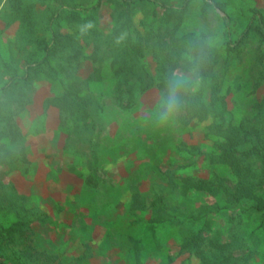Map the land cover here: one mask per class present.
<instances>
[{"label":"trees","instance_id":"1","mask_svg":"<svg viewBox=\"0 0 264 264\" xmlns=\"http://www.w3.org/2000/svg\"><path fill=\"white\" fill-rule=\"evenodd\" d=\"M53 1L57 7L45 11L50 16L45 25L49 40L43 45L42 56L0 88V167L8 173L25 175L28 171L26 147L13 116L32 102L35 89L31 78L43 73L60 87V94L47 98L44 106L55 110L56 129L64 137L63 154L76 161L69 170L82 179L81 204L85 209L95 200L99 207L117 204L123 189L130 193V201L125 215L111 224L100 248L90 244L89 234L83 235V253L66 260L34 245L33 225L45 224L47 214L28 206L24 195L0 183V264H87L94 252L104 249L133 255L143 264L140 258L147 252L145 238L170 227L179 229V247L199 264H264V251L249 245L257 231H264V97L255 101L250 113L226 126L215 152L207 157L210 166L205 176H180L178 168L182 166L175 163L161 169L169 149L193 153L183 142L175 144L177 132H170L169 126L184 128L196 118L202 106L195 94L185 98L175 122L161 126L145 114L133 119L130 132H110L114 119L137 114L138 99L144 92L154 87L161 92L172 70L188 66L185 53L199 55L203 50L206 58L200 68L201 78L213 76L217 57L212 49L177 34L178 20L195 0H180L179 4L169 0H111L110 28L106 30L99 28L104 0ZM203 1L213 6V2ZM7 2L15 15L25 12L22 0ZM150 8V19L139 17ZM254 17L255 26H248L236 43L241 44L252 29L264 40L262 19L258 14ZM223 20L226 23L228 18ZM88 24L92 27L82 31ZM224 36L221 48L236 44L228 28ZM186 39L191 42L186 43ZM85 62L92 66L87 78L79 74ZM105 69L111 72L114 83L109 98L100 101L89 86L101 82ZM144 137L155 143L148 155L158 162L155 171L161 179L147 191L142 186L144 167L120 180L109 172L117 160L126 162L135 156L137 139ZM190 193L203 194L209 202L192 208L173 200V196L182 198ZM215 217L232 222L224 238L210 233ZM244 219L255 223L250 232L241 228ZM187 226L192 230L180 231Z\"/></svg>","mask_w":264,"mask_h":264},{"label":"rangeland","instance_id":"2","mask_svg":"<svg viewBox=\"0 0 264 264\" xmlns=\"http://www.w3.org/2000/svg\"><path fill=\"white\" fill-rule=\"evenodd\" d=\"M110 1L104 0L100 10V29L110 28ZM169 1L180 3V0ZM209 2H213V6L203 0L193 1L177 23L178 36L185 35L191 41L199 40L204 48L207 39L212 37L216 41L211 48L212 54L217 57L213 76L201 79L199 89L194 93L202 106L196 118L184 128L169 126L170 132H177L173 138L175 144L183 142L186 150L193 152L185 155L169 149L168 157L163 159L161 169L165 170L167 163H175L183 167L178 168L180 176H205V170L210 166L207 157L215 152L226 126L250 113L255 101L264 97V40L252 29L241 44L236 43L248 26L254 27L257 23L254 14H258L264 25V0ZM22 4L25 12L15 15L7 0H0V88L15 75L21 74L27 64L38 61L43 54V45L49 40L45 25L50 16L45 11L56 8L55 2L22 0ZM152 10H144L139 17L150 19ZM225 17L228 18L226 23L223 20ZM227 28L231 32L232 42L236 44L231 48H221ZM187 39L186 43L191 42ZM187 67L184 66L185 69ZM91 70V64L85 62L79 74L87 78ZM103 74L101 82L90 83L89 86L90 92L100 101L109 98L114 83L109 69H105ZM30 84L35 89L32 102L13 116L26 147L28 171L25 175L21 172L8 173L0 167V183L5 184L8 190L14 189L17 194L24 195L28 206L47 214L45 224L33 225L35 247L69 260L83 253V235L89 234L90 244L96 248L102 246L103 240L111 232V224L125 215L130 193L123 189L117 204L99 207L95 200L91 203L92 207L84 208L80 202L82 179L69 170L76 165V161L72 156L63 154L64 137L56 129L55 110L45 109L44 106L47 98L60 94V87L43 73L33 75ZM159 93L155 87L144 92L138 99L137 114L114 119L110 132H130L135 117L155 111ZM154 144L145 137L137 139L138 153L132 155L129 161L117 160L110 166L111 177L120 180L133 174L137 168L144 167L146 178L142 182L143 189L147 191L153 183L160 182L155 171L158 162L148 155L154 149ZM207 198L199 193H190L182 198L173 196L174 201L192 208L209 202ZM251 220L244 219L241 228L248 232L254 229L255 223ZM212 222L211 235L222 238L232 225L223 217H215ZM186 229L192 230L187 226L180 228V231ZM178 230L170 227L149 233L145 238L147 252H143L140 258L143 264H199L197 258L189 259L188 252L179 247ZM249 245L263 252L264 231H257ZM94 254L87 264H138L133 255L128 256L118 250L104 249Z\"/></svg>","mask_w":264,"mask_h":264},{"label":"clouds","instance_id":"3","mask_svg":"<svg viewBox=\"0 0 264 264\" xmlns=\"http://www.w3.org/2000/svg\"><path fill=\"white\" fill-rule=\"evenodd\" d=\"M91 27L92 25L88 24L82 31ZM215 44L216 41L212 37L206 41L208 49L213 48ZM205 58L203 50L199 55H193L191 51L184 54L183 59L187 61L188 67L174 69L168 74L164 88L156 101L155 111L148 112L147 118L161 126L175 122L184 107L185 98L199 89L202 79L200 68Z\"/></svg>","mask_w":264,"mask_h":264}]
</instances>
